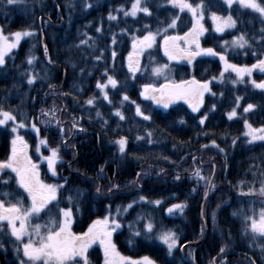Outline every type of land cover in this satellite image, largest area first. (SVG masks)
<instances>
[{
    "label": "trees",
    "instance_id": "1",
    "mask_svg": "<svg viewBox=\"0 0 264 264\" xmlns=\"http://www.w3.org/2000/svg\"><path fill=\"white\" fill-rule=\"evenodd\" d=\"M132 2L24 0L18 5H6V0L0 2V26L5 34L17 31L34 33L32 37H24L18 48L6 57V64L0 67V108L12 112L17 120L21 116L38 117L40 121L52 119L51 124L38 126V135L30 128L20 132L32 146L37 145L38 137L46 139L48 147L59 148L65 162L56 165L59 178L47 176L45 166H42V172L44 178L53 183L63 184L67 178L65 189L59 193L60 208L69 206L66 196L72 194V189L82 190L79 211L73 208L72 230L75 233L85 232L92 220L108 215L109 208L115 215L117 208L133 204L120 217L122 228L114 234L117 248L125 255L149 256L158 264H205L206 259L213 258L224 247L231 254L217 256L224 259L222 264L225 260L227 264H252L248 256L256 264H264L263 247L258 246L250 234H245L246 225L239 215L241 210L251 215V209L258 214L261 201H264V197L258 194L247 197L240 194L249 191V186L258 193L264 183V141L249 142L244 135L245 121L254 127L264 125V90L252 87L248 77L234 86L230 80L236 74L225 72L223 84L217 80L210 85L216 95L205 94L200 112H193L184 101L164 108L145 100L141 95L143 85L157 83L158 86L169 82L162 76L150 80L147 74L152 66L168 64L171 81L190 77L204 81L219 77L223 62L218 57L209 56L196 57L191 64L187 60H169L161 46L162 30L171 18L179 15L176 29H169L168 34L183 35L192 27L191 14L187 11L181 13L168 0H151L148 5L153 13L151 17L143 13L137 17H125L116 11L122 7L129 10ZM189 2L195 6L200 0ZM204 3L203 24L208 31L200 37L201 47L221 52L223 42L245 34L249 46L243 52L229 49V62L245 66L257 62L258 57L263 58L264 40L257 42L253 37L261 34L263 21L260 22L250 10L237 6L229 10L220 0H204ZM88 4L92 7H87ZM227 11L235 16L237 28L218 35L212 28L210 13ZM110 13L118 19L109 20ZM145 25H149L153 32L161 29V35L143 54V67L132 79L127 56L132 37L146 34ZM84 40L88 43L82 44ZM113 50L115 60L111 56ZM101 54V59L97 60ZM30 56L35 57L32 64L27 62ZM105 71L118 81L116 89L109 87L107 90L111 103L103 100V94L96 88L97 81L106 82ZM32 75L37 79L29 85L27 80ZM263 75L255 73L254 77L261 79ZM123 95L130 100L121 104ZM92 97L95 103L87 105L85 101ZM237 97H242L239 108H236L237 116L229 120L228 113L235 107ZM249 103L255 107L244 113L243 108ZM136 105H140L151 120L137 116ZM212 105H215L214 110ZM53 107L56 109L55 118L51 114L49 117L40 115L41 109ZM117 110L123 114L124 120L115 116ZM202 114L208 117L203 125L199 123ZM73 117L78 120L75 129L72 128ZM56 119L60 121L59 125ZM60 128H63V140L67 145L62 142ZM149 132L151 137L147 135ZM11 137V129L0 127V161L9 153ZM123 137L127 138V148L122 155L115 141ZM213 141L218 148L213 146ZM42 150L48 153L45 146ZM197 168L204 180L193 175ZM177 175L179 179H176ZM206 181L214 187L210 188L205 199ZM98 186L101 189L99 194L96 192ZM11 187L16 189L14 181ZM140 197L146 200L141 201ZM157 200L161 201L159 205L154 203ZM179 203L187 205L183 213H168L169 207ZM234 212L237 215L234 216ZM138 215L145 219L136 222ZM148 218L158 230L171 229L177 233L179 245H186L189 249V253L188 250L184 253L185 259L180 250L169 255L166 247L157 241V231L149 234L150 239L145 238L143 225ZM129 225L134 226L130 229ZM136 230L141 231L140 236L133 235ZM96 245L89 250L88 256L93 264H102V253ZM4 249H0V260H14L13 247L4 245Z\"/></svg>",
    "mask_w": 264,
    "mask_h": 264
},
{
    "label": "snow or ice",
    "instance_id": "2",
    "mask_svg": "<svg viewBox=\"0 0 264 264\" xmlns=\"http://www.w3.org/2000/svg\"><path fill=\"white\" fill-rule=\"evenodd\" d=\"M4 2V0H0ZM24 0H6V5H18L23 4ZM220 2L231 10L234 4L238 5L242 9H250L255 13H259L261 17H264V3L260 0H220ZM151 0H133L129 10H125L123 7L116 11L122 12L125 17H137L138 14L143 13L146 17L153 15L151 8L148 6ZM168 3L173 8L179 9L181 13L187 11L191 14L192 27L183 35H169V29H176L177 21L180 19L179 15L170 19L167 27L163 28L162 40L164 54L169 60H187L189 64L193 62L196 57L209 56L218 57L219 61L223 62V71L219 74V77H212L209 80L200 81L193 77L191 80H181L180 82H169L156 87L149 83L143 86L141 95L145 100L154 101L157 105H162L164 108H168L176 101L183 100L189 104L193 112H200L204 103V96L206 93L215 96L210 85L213 81H219L224 83L225 72H232L236 74V79L230 80V83L235 85L242 83L245 77L250 79L251 85L260 90H264V81L257 82L255 79H251L253 72L259 70L260 73H264V58H257V62L251 66H238L230 63L227 52L229 47L243 49L249 46V41L245 38L244 34L234 38L231 42L225 41L223 45H220L221 52L215 51L214 48L201 47L200 37L204 35L208 30L204 27V12L205 3L204 0H200L195 6L189 2V0H168ZM87 7L91 8L92 5L88 4ZM109 20H117L116 15L109 14ZM210 19L215 25L216 33H223L226 28H234L235 20L231 15L226 18L216 14V12L210 13ZM146 34L141 36L132 37V49L133 51L128 56V69L132 74L131 78L135 79V74L141 71L140 57L147 49H151L157 42V36L161 35V29H157L153 32L149 25L144 26ZM100 31V29H97ZM127 31V30H125ZM262 40H264V29H261ZM34 33L32 31H17L15 33L5 34L4 28L0 26V67L6 64V57L12 53L13 49L18 48L21 40L24 37H32ZM82 44H87L88 41H81ZM112 43L116 44L115 37L112 38ZM94 47V45H90ZM44 51L47 53V46H44ZM255 55V53H253ZM113 60H115L116 52L113 50L111 53ZM101 56H97L96 59H101ZM34 56H30L28 64H32ZM49 62L51 59L49 58ZM75 67V65H73ZM149 69H144L148 71ZM154 76L164 75L170 71L168 64L159 65L150 69ZM106 77L105 83L97 81L96 88L103 94V100H107L111 103L108 95V89H116L118 81L111 75H108L107 71L103 74ZM35 75L29 76L27 83L29 85L36 81ZM167 79V76H165ZM223 96V93L220 94ZM242 97L236 98V105L228 113V119L231 120L237 116L236 108H239V101ZM130 98L127 95H123L121 104L125 101H129ZM87 105H93L95 98H89L85 101ZM135 104V101H131ZM254 105L249 103L243 108L244 113H248L254 109ZM215 109V105H212V110ZM55 107L50 110L41 109L40 115L49 117L51 114L55 118ZM135 113L137 116L142 117L144 120H151L150 115H146L140 105H136ZM96 115L99 117L100 113ZM115 116L120 120H124L123 114L117 110ZM207 115L202 114L199 123L204 124L207 120ZM82 119V118H81ZM37 118H29L21 116L20 120H17V116L10 111H4L0 108V126L8 125L11 121V133L13 138L10 141V155L4 160L0 161V236L5 235L4 228L9 231L7 235L12 240L13 252L15 253V259L10 264H90L89 249L97 242L102 246L104 253V264H156V261L152 260L148 256L141 257L140 259H133L131 257L123 256L117 249V246L113 240V236L119 229L122 228L120 223V217L133 207V204H128L124 208H117L115 215L112 214L109 208V213L102 219H96L92 221L91 225L87 228V231L77 234L72 231V225L74 223L73 208L79 211V205L82 202L83 192L80 189H72L71 193L66 196V203L69 205L65 208L59 207V193L68 183L67 178H64V183H44L40 178L39 165L34 163L29 156V145L24 139L23 135H20V130L30 128L37 135L40 132V128L37 127ZM41 124H51L52 119L41 120ZM58 125L60 121H55ZM107 123V121H105ZM180 123H183L181 120ZM78 125L77 118L73 117L72 128L75 129ZM245 128L247 131L244 135L250 138L249 142L264 141V125L261 127H253L252 124L245 121ZM83 129H81L82 131ZM62 136V142L67 145V142L63 140V128H60ZM151 137L152 133H147ZM137 139H142L137 137ZM118 145L120 154H124L127 148V138L123 137L115 141ZM213 146L219 147L212 142ZM235 144V140H233ZM39 145L45 146L46 150L50 153L48 156H42L44 162H46L47 169L50 171L52 177H57L56 165L58 162L65 163L60 156L59 148L48 147V141L46 139H40ZM37 146L36 151L40 152V146ZM204 147H208L205 145ZM222 151V150H221ZM10 170V171H9ZM103 169H101V172ZM15 175L12 176L11 174ZM197 179L204 180L201 175V170L197 168L193 174ZM8 177V179H5ZM176 179H179L177 175ZM15 182L17 191L10 193L3 191L4 188L11 187V182ZM206 186L214 187L209 181H206ZM118 187V186H114ZM112 189H108L111 191ZM195 191V190H193ZM96 192L101 193V189L98 186ZM241 196H253L260 195L264 197V183L261 184L258 193L252 186H249V191L241 192ZM207 194H205V199ZM30 200V205L25 206L24 200ZM15 200L13 203L12 201ZM141 201L146 200L145 197H140ZM7 201V203H6ZM55 202V203H53ZM133 203H136L135 201ZM156 205H159L161 201H154ZM261 208L259 213L255 212V209H251V215L244 210H241L239 215L243 217L246 225L245 234H251L255 239L257 236L264 238V201H261ZM51 205V207H49ZM187 207L184 203L173 204L167 209L168 213L179 211L183 213ZM53 209L55 214L53 215ZM44 216H48V220L45 223H33V220H39ZM237 215V213H233ZM145 217L138 215L137 221L144 220ZM212 219L215 221V213L212 214ZM134 222V223H136ZM134 225H129L131 229ZM144 236L146 239H150L149 234L157 231L156 239L166 245L168 254L170 255L175 249L178 248L180 238L177 233L171 229L158 230L157 225L154 224L151 218L147 219V223L143 225ZM162 229L163 226L161 225ZM203 231V229H202ZM134 236H140L141 231L136 230L133 233ZM0 249H4L3 240H0ZM5 253L7 252L4 249ZM264 253V248L261 249ZM220 252L224 253L225 248L221 247ZM223 259V258H222ZM215 264V261H213ZM224 264H227L226 260ZM255 264V261H252Z\"/></svg>",
    "mask_w": 264,
    "mask_h": 264
},
{
    "label": "rangeland",
    "instance_id": "3",
    "mask_svg": "<svg viewBox=\"0 0 264 264\" xmlns=\"http://www.w3.org/2000/svg\"><path fill=\"white\" fill-rule=\"evenodd\" d=\"M260 2L262 3V1L260 0ZM233 6H237V7H239L238 5H236V4H234ZM232 6V7H233ZM242 9V8H241ZM246 10H250V9H246ZM253 14H255L258 18H259V20H260V22L261 21H263L264 22V17H261L260 15H259V13H255V12H253L252 10H250ZM217 15H219V16H221V17H227L228 15H231L232 17H233V19L235 20V27L234 28H226L225 29V31L223 32V33H217L218 35H223V34H225V33H227V32H232V31H234L236 28H237V25H238V23H237V21H236V18H235V16L233 15V14H231L230 12H225V13H216ZM211 24H212V28H213V30L215 29V25L213 24V22L211 21ZM244 30H246L245 28H244ZM247 31V30H246ZM214 32H215V30H214ZM6 35H8V34H6ZM239 35H237V36H233V37H231V38H229L227 41H229V42H231L234 38H236V37H238ZM244 36H245V38L246 39H248L247 38V36L244 34ZM252 37V36H251ZM255 39H256V41L257 42H261V40H262V33L261 34H257V35H255V36H253ZM224 44V42L222 43V45ZM161 46H162V48H163V40H162V38H161ZM229 49H233V50H238V51H240V52H243V51H245L244 49L245 48H243V49H240V48H232V47H229ZM14 50V49H13ZM133 51V49H132V42H131V47H130V51H129V53H128V56H129V54L131 53ZM146 53V50L143 52V54H145ZM143 54L141 55V57H140V67H141V69H142V67H143V64H142V59H143ZM128 56H127V58H128ZM263 58H264V53H263ZM127 61H128V59H127ZM256 63V62H255ZM252 64H254V63H252ZM252 64H250V65H247V66H251ZM154 66H152V68H153ZM156 67V66H155ZM169 69H170V67H169ZM255 73H260L259 72V70H257V71H254L253 72V75H252V77H251V79H255V77H254V74ZM148 78L151 80V79H159L160 77L159 76H154L153 74H152V72L151 71H149L148 72ZM162 77H163V79H165V76H167V79H165V81L167 80V81H169V82H172L171 80H172V76H171V74L169 75V72H166L164 75H161ZM189 79V78H188ZM195 79H197V78H195ZM234 79H236V77L234 78ZM249 79V78H248ZM198 80V79H197ZM257 82H261V81H264V75H263V77L261 78V79H255ZM164 81V80H163ZM249 81H250V79H249ZM168 82V83H169ZM153 83V82H152ZM162 83V82H161ZM243 83V82H242ZM153 85H155V83L153 84ZM237 84H235L234 86H236ZM144 86V85H143ZM156 87H157V83H156V85H155ZM252 86V85H251ZM253 87V86H252ZM143 91V87H142V90H141V92ZM40 120L38 119L37 120V122H38V124L39 125H37V127L38 126H40V125H44V124H41L40 122H39ZM251 124V123H250ZM244 126H245V124H244ZM3 127H5L7 130H10L11 129V121L8 123V125H5V126H3ZM254 127V126H253ZM245 132L247 131V129L245 128V130H244ZM20 135H21V133H20ZM13 138V134H12V137H11V139ZM11 139H10V141H11ZM250 139V138H249ZM39 141H40V139L39 138H37V145L35 146L36 148L34 149L35 150V152L38 154L37 155V157L35 158L34 156H33V154L30 152V145H29V151H28V153H29V156L31 157V159L33 160V162L34 163H37L38 165H39V172H40V178H41V180L44 182V183H47V184H53V182H49V181H47V180H43V174H42V166H45V168H46V170H47V172H50L48 169H47V165H46V162H44L43 161V159H42V156H41V154L43 155V156H48L50 153L48 152V153H44L43 152V150H42V148H41V145H39ZM40 146V152L38 153L37 151H36V149H37V146ZM9 146H10V148H11V144L9 143ZM196 170V169H195ZM46 172V173H47ZM15 175V174H14ZM13 175V176H14ZM47 176H50L49 175V173H47ZM15 183V182H14ZM210 184H211V182H210ZM16 185V184H15ZM16 188H17V186H16ZM210 188H211V186H208L207 187V195H208V193H209V191H210ZM13 203L15 202V200H13L12 201ZM24 204H25V206H29L30 205V200H28V199H25L24 200ZM50 207V206H49ZM55 214V212H53V215ZM41 216L43 217L42 219H39V220H36V219H34L33 220V223H41V224H43V223H45V221H47L48 220V216H44L43 214H41ZM105 217V216H104ZM104 217H101V218H97V219H102V218H104ZM203 218H204V215H203ZM94 220H96V219H94ZM94 220H92V221H94ZM204 220H205V218H204ZM92 221L90 222V224L87 226V228L91 225V223H92ZM87 228L85 229V230H87ZM9 231V230H8ZM158 234V233H157ZM157 234H155L156 236H157ZM204 235H205V233H204ZM204 235H203V237H204ZM250 236L252 237V235L250 234ZM253 238V237H252ZM254 239V238H253ZM113 240H114V236H113ZM157 241L159 242V243H161V244H163L161 241H159L158 239H157ZM254 241L258 244V246H260V247H263L264 248V238H262V237H259V236H257L255 239H254ZM115 242V241H114ZM97 245H98V248H100L101 249V251H102V254H103V256H104V253H103V248H102V246L97 242L96 243ZM96 244H94V245H96ZM164 245V244H163ZM165 247H166V245H164ZM187 247H186V245H179L178 246V248L177 249H175L174 251H179L180 250V252H181V255L183 256V258H185V256H184V253L186 252L187 253V250H188V253H189V249H186ZM118 249V248H117ZM118 251H119V249H118ZM233 251H235V250H233ZM233 251H231V252H233ZM120 252V251H119ZM121 253V252H120ZM173 253V252H172ZM230 252L228 251V250H225V252H224V254H229ZM123 256H127V257H131V256H128V255H125V254H123V253H121ZM219 254H222L221 252L219 253ZM219 254H217V255H215L213 258L212 257H209L208 259H206V263L205 264H213V261H215V264H222L223 263V260L224 259H218V255ZM231 254V253H230ZM145 256V255H144ZM144 256H139V257H131V258H133V259H140L141 257H144ZM249 258H250V260L251 261H255L254 259H252V257L251 256H248ZM150 258V257H149ZM188 257L186 256V259H187ZM152 259V258H151ZM89 260H90V264H93L92 263V261H91V259H90V257H89ZM153 260V259H152ZM103 263H104V258H103ZM157 264V263H156ZM255 264H256V262H255Z\"/></svg>",
    "mask_w": 264,
    "mask_h": 264
},
{
    "label": "flooded vegetation",
    "instance_id": "4",
    "mask_svg": "<svg viewBox=\"0 0 264 264\" xmlns=\"http://www.w3.org/2000/svg\"><path fill=\"white\" fill-rule=\"evenodd\" d=\"M11 261H13V260L2 259V260H0V264H10Z\"/></svg>",
    "mask_w": 264,
    "mask_h": 264
},
{
    "label": "bare ground",
    "instance_id": "5",
    "mask_svg": "<svg viewBox=\"0 0 264 264\" xmlns=\"http://www.w3.org/2000/svg\"><path fill=\"white\" fill-rule=\"evenodd\" d=\"M205 236V235H204Z\"/></svg>",
    "mask_w": 264,
    "mask_h": 264
}]
</instances>
